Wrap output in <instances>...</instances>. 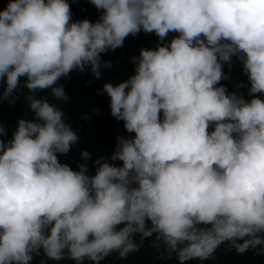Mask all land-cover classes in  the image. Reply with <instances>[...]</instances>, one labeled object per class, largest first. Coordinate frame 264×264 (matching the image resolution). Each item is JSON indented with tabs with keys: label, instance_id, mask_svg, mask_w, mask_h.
Wrapping results in <instances>:
<instances>
[{
	"label": "clouds",
	"instance_id": "1",
	"mask_svg": "<svg viewBox=\"0 0 264 264\" xmlns=\"http://www.w3.org/2000/svg\"><path fill=\"white\" fill-rule=\"evenodd\" d=\"M88 2L95 21L73 20L69 0L0 9V103L26 89L33 114L7 141L0 122V264L41 255L101 264L137 252L136 237H155L178 264L210 260L222 244L264 255V0ZM141 31L156 46L102 88L129 135L107 158L82 150L74 170L59 159L79 135L58 106L70 99L58 82L86 70L99 79L111 67L102 54ZM234 57L247 99L221 83Z\"/></svg>",
	"mask_w": 264,
	"mask_h": 264
},
{
	"label": "trees",
	"instance_id": "2",
	"mask_svg": "<svg viewBox=\"0 0 264 264\" xmlns=\"http://www.w3.org/2000/svg\"><path fill=\"white\" fill-rule=\"evenodd\" d=\"M69 3L73 20L95 21L98 19L97 9L88 0H76L75 3L69 0ZM6 4L7 0H0V9L6 7ZM156 44L155 34L141 31L135 37L131 35L127 37L123 47L102 54V62L110 61L111 67H102L99 79L93 76L90 70L73 71L68 77L61 78L58 83L64 87L70 99L67 102H58V106L64 112L65 121L79 135V141L72 146L70 152L59 156L62 163H68L76 170L77 164L83 162L81 160L82 150L88 151L93 160L101 156L107 158L114 149L116 137L129 135L123 127V122L111 116L109 97L102 92L103 84L110 82L115 85L133 75L134 65L130 58L139 56L141 48H154ZM241 67L234 57L231 69L227 65L224 66L225 73L230 72V79L223 80L221 83L229 91H239L247 99L246 88H236L238 82L245 81L246 83L245 77L241 74ZM26 91V89L20 91L15 104L10 105L7 101L0 103V122L7 129L5 141L12 138V132L19 119H31L33 116L24 101ZM39 95L48 96L52 100L47 92L39 93ZM261 98L264 99V97ZM95 109L99 110L98 113L94 111ZM88 164L90 174H94V169L91 167L92 161H88ZM136 240L141 245L137 252L129 254L124 259L120 258L117 253H113L101 264H178L174 258L170 260L162 258L164 248L163 246L154 247L155 237L145 239L142 243L139 237H136ZM33 264H75V262L69 259L52 261L41 255L34 258ZM85 264H91V262H85ZM188 264H264V255H256L251 249L244 254H238L234 249L229 250L227 244H222L217 248L212 259L203 262L192 260Z\"/></svg>",
	"mask_w": 264,
	"mask_h": 264
}]
</instances>
